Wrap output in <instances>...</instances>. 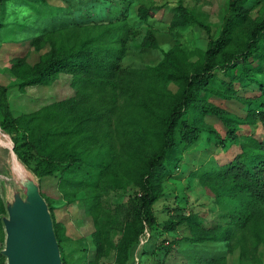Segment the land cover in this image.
Segmentation results:
<instances>
[{"label":"trees","instance_id":"trees-1","mask_svg":"<svg viewBox=\"0 0 264 264\" xmlns=\"http://www.w3.org/2000/svg\"><path fill=\"white\" fill-rule=\"evenodd\" d=\"M4 1L0 0V6ZM247 1L229 0V12L220 31L209 39L204 50L186 53L173 46L162 61L143 69L124 70L119 66L129 35V25L122 15L108 21L79 24L69 13L54 12L46 16L45 27L24 39L38 51L37 61L29 64L24 57L11 59L10 69L19 80V89L45 83L59 72L70 74L75 88L74 96L67 100L14 118L8 108L7 87L0 85V128L6 133L22 132L20 138L13 137V150L38 177L39 185L43 178L61 169L65 180L79 183L77 189L85 194L84 206L99 210L101 192L116 190L117 178H131L138 184L140 192L129 198L125 207H115L123 210V220L107 224L101 231L106 238L115 224L122 232L117 245L120 264L130 259L127 249L142 232L143 223L155 224L151 204L159 195V176L165 162L176 151L178 125L182 126L180 139L191 144L200 131H210L188 120L191 109L200 107L223 118L220 110L205 107L204 101L198 100L202 92L235 98L247 106L253 104L248 107V120H257L264 131V13L250 18L245 7ZM140 10L145 13L146 9ZM182 13V22L177 19L178 22H172L174 25L207 27L184 10ZM147 36L150 41L144 40L142 44L155 46L153 33L148 32ZM44 48L45 52L40 51ZM193 52L199 54L198 58L187 60ZM220 73L228 79L223 82L225 90L213 84ZM170 82L178 86L177 92L168 89ZM234 82L240 89L246 83H255L260 97L239 96L240 89L234 87ZM231 128L227 134L233 137ZM239 147L228 163L200 181L208 186L218 183L224 191L241 194L251 203L234 217L241 231L239 241L244 242L245 225L250 222L251 237L252 228L258 224L257 207L264 201V138L243 137ZM88 148H104L108 156L81 159L80 150ZM47 205L52 215L49 202ZM4 213L0 197V215ZM184 219L178 215L168 221V229H174ZM53 227L59 242L63 239L62 229L54 220ZM98 237L96 232V249ZM3 238L0 221L1 242ZM0 264H4L2 255Z\"/></svg>","mask_w":264,"mask_h":264},{"label":"rangeland","instance_id":"rangeland-1","mask_svg":"<svg viewBox=\"0 0 264 264\" xmlns=\"http://www.w3.org/2000/svg\"><path fill=\"white\" fill-rule=\"evenodd\" d=\"M228 2L229 0L2 2L0 85L7 87L10 113L16 118L55 101L67 100L74 96L75 88L71 85L70 74L59 72L45 83L19 89V80L10 69L11 59L14 57H24L29 64L37 61L38 51L24 39L34 36L38 32L36 29L45 27L46 16L62 11L69 13V17L77 20L79 24H89L108 21L122 15L129 25V35L119 66L121 69L131 70L156 65L173 46L181 47L186 53L193 49L204 50L209 39L215 38L219 33L223 19L229 12ZM142 7L146 9L145 13L139 11ZM245 7L250 18L260 16L264 13V0H248ZM183 10L208 29L178 23L179 26L174 25L172 22L175 23L177 19L182 22ZM148 32L153 33L156 40L153 47L142 44L144 40L150 41V38H147ZM46 49L40 51L45 52ZM198 55L193 52L187 56V60L194 61ZM227 80V77L220 73L213 84L218 89L225 90L226 85L223 82L226 83ZM233 85L240 89L238 83L234 82ZM241 87L238 90L239 96L260 97L255 83H246ZM168 89L177 92L178 86L170 82ZM198 100L204 101L205 107L220 110L223 118L203 111L200 107L191 109L188 120L196 126L202 125L210 129L209 132L200 131L198 138L191 144L180 139L182 126L178 125L176 151L171 159L165 162L159 176L160 192L151 204L150 210L155 224L143 223L142 232L127 249V257H135L138 264H264V201L257 207L258 224L252 228V236L248 235L250 222H247V236L242 242L239 241L241 231L236 227L238 220L234 217L243 207H250L251 203L245 201L241 194L224 191L218 183L208 186L200 181L204 175L216 173L237 154L243 137L262 139L264 131L257 120H248V107L253 104L247 106L235 98L225 99L205 92L201 93ZM229 126L233 127V137L227 134ZM3 132L0 128L2 185V179L8 173L11 163L8 145L13 144L14 136L20 138L22 133L20 130ZM80 151L81 159H93L96 155L105 158L108 156L104 148ZM147 154L148 152L145 156ZM17 159L20 160L18 157ZM60 170L43 178L39 190L51 206L52 220L62 229L63 239L58 242L62 264H120L117 261V245L122 232L115 224L109 229L106 238V233L101 231L107 224L123 220V210H115V207H125L128 199L140 192L138 184L131 178L120 176L116 179V190L105 189L101 192L100 207L96 210V207L84 206L85 194L77 189L79 183L71 179L65 180ZM3 187L7 193L8 184ZM95 213L97 214L94 218ZM178 215L184 216V221L174 229H168V221L176 219ZM96 232L99 236L96 240L99 243L98 249L94 241ZM2 247L3 241H0V249Z\"/></svg>","mask_w":264,"mask_h":264},{"label":"water","instance_id":"water-1","mask_svg":"<svg viewBox=\"0 0 264 264\" xmlns=\"http://www.w3.org/2000/svg\"><path fill=\"white\" fill-rule=\"evenodd\" d=\"M8 148L11 163L2 179L3 185L0 183V197L5 210L0 215L4 234L0 255L4 257V264H62L51 213L39 190V179L17 159L13 144ZM14 163L20 165L25 173L18 175L13 168ZM25 174L31 184L26 181ZM6 184L7 193L3 187ZM126 264H138V260L130 257Z\"/></svg>","mask_w":264,"mask_h":264},{"label":"bare ground","instance_id":"bare-ground-1","mask_svg":"<svg viewBox=\"0 0 264 264\" xmlns=\"http://www.w3.org/2000/svg\"><path fill=\"white\" fill-rule=\"evenodd\" d=\"M4 133V132H3ZM13 168L16 170V173L19 175H21V173L23 174V173H25L24 172V170H23V168L20 166V165H18V164H16V163H14L13 164ZM26 175V174H25ZM24 175V176H25ZM26 177V181L28 182V184H31V182H30V180L27 178V175L25 176Z\"/></svg>","mask_w":264,"mask_h":264},{"label":"crops","instance_id":"crops-1","mask_svg":"<svg viewBox=\"0 0 264 264\" xmlns=\"http://www.w3.org/2000/svg\"><path fill=\"white\" fill-rule=\"evenodd\" d=\"M6 1H9V0H6Z\"/></svg>","mask_w":264,"mask_h":264}]
</instances>
